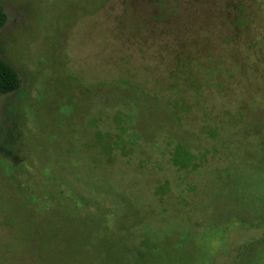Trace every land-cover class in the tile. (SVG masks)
Masks as SVG:
<instances>
[{
  "label": "rangeland",
  "instance_id": "obj_1",
  "mask_svg": "<svg viewBox=\"0 0 264 264\" xmlns=\"http://www.w3.org/2000/svg\"><path fill=\"white\" fill-rule=\"evenodd\" d=\"M263 2L0 0V264H264Z\"/></svg>",
  "mask_w": 264,
  "mask_h": 264
},
{
  "label": "trees",
  "instance_id": "obj_2",
  "mask_svg": "<svg viewBox=\"0 0 264 264\" xmlns=\"http://www.w3.org/2000/svg\"><path fill=\"white\" fill-rule=\"evenodd\" d=\"M190 4H191V2H190ZM261 6H264V2L261 4ZM239 13H240L241 16L237 20H235V24L240 29V31L246 33L247 32V29H252L253 25H251L250 28L247 27V25H249L251 23L247 24V21L245 19L246 13H245V10L243 8H239ZM217 16H218L219 19H221V17H222L221 14H217V15L212 14V17H214V19H216L215 21L216 22L217 21L220 22L221 20L217 19ZM7 20H8V17L6 15L3 7L1 6V3H0V30L5 27V25L7 23ZM257 20H258V14H257ZM227 22H229V21L228 20L226 21V19H222V23H225V25H229L231 27V25L228 24ZM195 24H196V21H194L193 25H195ZM209 24H210V22H209ZM216 24L219 25V23H216ZM256 47H257V45H256ZM208 60L211 61L210 58H208ZM208 64H211V63L208 62ZM220 65H221V62H220V64L218 62L216 64V66L213 65L215 67H211V66L209 67L208 66V68L205 69L208 72L206 74H208V76H211L212 74H214L213 70H211L210 72L208 70V69H212L213 68V69H217L218 74L220 76H222L225 73V71L224 70H221V66ZM230 69H232V67ZM237 69H239V68H237ZM207 78H209V77H207ZM233 79L234 78L232 76V73H230L229 76H228V79H225V80L228 81L229 83H232ZM225 80L223 79L222 81H219L218 83H214V82H212V83L215 84V85H219V84H222V82H225L226 83ZM208 84L210 85L211 82L210 83H204V84L202 83L200 85L198 83H196L195 85H196V88H198V89L200 87V89L203 88L204 90L214 91V90H212L209 87ZM222 85H225V84L223 83ZM21 86H22V80H21L19 74L17 73L16 69H14V67L11 66L6 61L0 59V98L3 97V96H7V95H11V94L16 93L17 91L20 90ZM219 91H220V89L218 90V93L217 92H214V93H216L218 95V97H224V96H226V94L224 93V89L222 90V93H220ZM202 92L205 93V91H203V90H202ZM229 97L230 96H228V98ZM177 99H178V97H177ZM179 100L182 101V102H184L186 104V101L184 99L179 98ZM195 103H197V102H195ZM208 135H209V137H211L213 139L212 134L208 133ZM191 154L192 153H189L188 151H186V149L184 147H182L180 145H178V146L176 145V148H175L174 153L172 155L173 156L172 157V163L175 166L179 167L180 169H183L182 167L179 166L180 165L179 162H180L181 158L183 156L186 157V156L189 155L187 157V159H190V157L192 156Z\"/></svg>",
  "mask_w": 264,
  "mask_h": 264
}]
</instances>
